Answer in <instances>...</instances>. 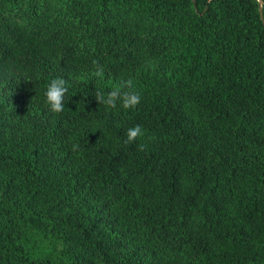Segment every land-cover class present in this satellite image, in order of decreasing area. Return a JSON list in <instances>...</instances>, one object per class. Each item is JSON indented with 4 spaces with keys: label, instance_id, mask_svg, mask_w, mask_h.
<instances>
[{
    "label": "trees",
    "instance_id": "trees-1",
    "mask_svg": "<svg viewBox=\"0 0 264 264\" xmlns=\"http://www.w3.org/2000/svg\"><path fill=\"white\" fill-rule=\"evenodd\" d=\"M260 9L0 0V264H264ZM126 80L136 109L95 99Z\"/></svg>",
    "mask_w": 264,
    "mask_h": 264
},
{
    "label": "clouds",
    "instance_id": "clouds-1",
    "mask_svg": "<svg viewBox=\"0 0 264 264\" xmlns=\"http://www.w3.org/2000/svg\"><path fill=\"white\" fill-rule=\"evenodd\" d=\"M254 3H259L260 7L264 8V3H261L260 0H254ZM92 64L94 66L95 75L97 77H102L104 74V66L97 60H93ZM67 92L68 87L65 79L58 77L50 81L45 92L46 104L50 112L60 114L64 111ZM94 95L99 104H103L107 108H116L119 104L124 110H134L141 102V95L134 89L132 80L123 81L108 92L107 95L100 91H97ZM144 135L145 132L141 125L132 126L127 130L124 142L126 144L135 143ZM78 147L79 145L73 144V151H76ZM143 147V145H139L140 150H143Z\"/></svg>",
    "mask_w": 264,
    "mask_h": 264
},
{
    "label": "water",
    "instance_id": "water-1",
    "mask_svg": "<svg viewBox=\"0 0 264 264\" xmlns=\"http://www.w3.org/2000/svg\"><path fill=\"white\" fill-rule=\"evenodd\" d=\"M258 12H259V15L261 16V9H260L259 3H258Z\"/></svg>",
    "mask_w": 264,
    "mask_h": 264
}]
</instances>
